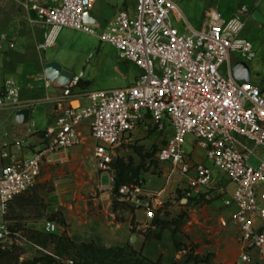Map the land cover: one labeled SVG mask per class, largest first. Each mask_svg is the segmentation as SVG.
<instances>
[{
	"label": "built area",
	"instance_id": "built-area-1",
	"mask_svg": "<svg viewBox=\"0 0 264 264\" xmlns=\"http://www.w3.org/2000/svg\"><path fill=\"white\" fill-rule=\"evenodd\" d=\"M17 1L25 10L36 12L46 29L40 51L55 47L65 29L81 31L112 46L121 61L133 64L140 73L136 83L127 88L86 90V104L77 107L74 92L81 88L84 74L74 76L62 89L63 101L69 106L60 112L55 125L42 133L43 147L28 159L2 153V159L9 162L0 167V252L33 245L12 229L11 205L35 187L57 153L85 144L86 126L94 144L95 167L113 176V188L118 149L141 132L167 134V145L158 153V160L185 178L186 202L211 201L217 192L224 207L234 209L241 264H253L252 251L264 259V90L234 76L236 64H249L257 57L253 43L243 36L246 21L242 14L226 20L218 11H210L198 30L172 0H136L134 16L120 11L100 34L84 23L92 0H61L54 7ZM174 20L185 22L182 32ZM8 41V36H0V50ZM3 91L0 108L19 111L18 83L5 81ZM189 136L211 167L195 161L194 153H187ZM253 158L257 168L250 163ZM120 194L119 201L143 210L146 221L154 222L158 194L145 191L142 184L124 187ZM45 232L55 234L58 226L48 221Z\"/></svg>",
	"mask_w": 264,
	"mask_h": 264
},
{
	"label": "rangeland",
	"instance_id": "rangeland-1",
	"mask_svg": "<svg viewBox=\"0 0 264 264\" xmlns=\"http://www.w3.org/2000/svg\"><path fill=\"white\" fill-rule=\"evenodd\" d=\"M172 1L186 19L201 30L208 12L216 10L229 20L238 15L237 9L245 0ZM174 23L181 32L184 30L185 22L174 20ZM15 29L0 13V36H9V41L4 42L0 50L3 57L15 55L19 50L10 49ZM252 29L249 28L245 36L253 43L257 57L248 66L253 84L264 90V28ZM65 30L64 36L86 43V51L69 53L66 58L78 62L86 59V81L91 82V89H120L136 83L139 70L133 64L121 61L115 49L102 44L95 36ZM21 43L17 44L18 48ZM55 51L48 49L40 55L47 57ZM121 66L127 68L126 75L117 72L116 68ZM9 77L19 80L18 75ZM74 106L77 107V103ZM37 123L38 116L34 115L32 124ZM3 131L8 133L6 141L12 142L14 130L9 128ZM168 137L167 134H156L155 130L132 135L118 149L113 166L116 171L115 164L118 160H124L131 162L133 168L140 172L139 180L145 191L158 194L154 198L156 215L160 222L168 224L167 229H162L161 224L154 227L141 215L140 220L144 223H137V209L113 195V176L104 174L102 177V172L95 168L92 160L94 144L87 139L83 148L86 150V160L89 157L87 164L73 163L71 168L65 167L59 175L44 169L35 187L20 196L18 202H13L9 214L12 229L20 232L33 245L16 246L8 251L11 254L3 258L0 264L33 262L49 256L47 253L54 255L62 264L67 261L80 262L78 249L84 245L118 250L109 255L103 264H241L240 230L224 207L222 197H218L214 191L215 198L211 201L189 204L186 202L188 185L185 178L174 172L170 165L159 162L158 153L167 145ZM18 141L20 143L13 144H20L22 150L32 151L39 144L35 140L25 148L23 138ZM24 142L27 143L28 139ZM185 149L188 154L194 153L195 161L212 166L205 154L195 149L193 137L187 138ZM250 163L255 168L259 165L254 158ZM50 174H53L52 177H49ZM48 221L56 223L57 233L50 235L45 232ZM174 222H180L179 227ZM175 230L177 238L173 235ZM258 255L252 251V258L257 259Z\"/></svg>",
	"mask_w": 264,
	"mask_h": 264
},
{
	"label": "crops",
	"instance_id": "crops-1",
	"mask_svg": "<svg viewBox=\"0 0 264 264\" xmlns=\"http://www.w3.org/2000/svg\"><path fill=\"white\" fill-rule=\"evenodd\" d=\"M31 1L40 5L54 7L59 5L61 0ZM243 4L253 7V13H259L262 19V22H258L252 18V15L247 17L242 15L246 21L243 36L247 39L245 35L247 34V30H249V28L253 27L252 30H261L264 28V0H245ZM122 10L127 11L131 16H134L136 11V0H92V6L88 10L87 14H90L93 18L94 25L92 27H94L98 31V33L101 34L107 29L109 23ZM237 12L238 13L236 14L239 15V7L237 9ZM0 13L4 19H7L9 21L11 27L16 28L14 31L15 35H13V38L10 43V49H19L16 54L12 56L6 55L3 57L2 54H0V92L3 91L5 81L13 80L17 82L21 88L22 106L20 110L31 109L32 111L31 121L29 125L20 126L15 121L17 112L14 109L9 106L0 108L1 167L9 162V160L2 159V153L4 151L8 152L10 155L17 159L31 158L36 151L43 147L42 133L47 128L54 126L60 112L64 111L69 106L68 103H65L63 101L62 89L58 86L47 84L44 89H34L31 87L33 83L39 82L44 78V67L47 63L53 61L57 62L62 65L64 69L74 74L75 77L84 74L82 83H89L90 85L87 89L81 87L79 90H75L74 100L77 105H85L86 101L83 98L84 93L86 92V90L95 91V89H91V82L86 81V59L82 60V62H78L76 60H68L66 58L69 53L76 54L77 52H80L82 50L86 51L85 42L69 39L67 36H64L67 31L64 30L60 34L56 46L51 48V50L56 51L50 56H41L40 54L42 52L47 51H40L38 49V46L44 40V34L46 29L43 27L38 14L34 11L25 10L24 8H22V6L17 0H0ZM96 38L99 40L98 37ZM19 42H22L20 44V48L17 47V44H19ZM12 43L15 45L14 48H11ZM108 46L112 47L110 45ZM30 62H32L34 65H31ZM27 67L29 68L26 70ZM121 67H117L116 70L118 73L124 74ZM10 75H18L19 80L9 77ZM34 115L38 116L39 123L37 124H32ZM9 128H12V130H14L15 132L14 140L12 142L6 141L5 138L8 137V133H4L3 131ZM84 133L86 144V140L90 139V131L86 128V126H84ZM138 134L145 133L141 132ZM19 138H23L25 148L29 147L30 143H34L33 141L35 140H37L39 144L32 151H30L29 149L22 150V148H20V144L14 145L16 142L20 143V141H18ZM26 138L28 139L27 143L24 142ZM5 145H8L7 149H4ZM84 145L68 151L57 153L54 156V164L50 166L46 165L44 169L46 171H51V173L53 174L59 175L64 171L65 167L71 168V166H73V163L87 164L86 161L89 160V157L86 160V150H83ZM86 168L87 170H89L88 166H86ZM53 174H50L49 177H52ZM103 175L104 174L102 173L101 176L103 177ZM19 198L20 197H18L15 201L18 202L20 200ZM227 210L232 219V213L234 212V209ZM136 215L137 223L142 225L144 221L140 220V215L143 219H146L145 212L140 209L136 211ZM253 259V264H264V259H262L260 255H258L257 259Z\"/></svg>",
	"mask_w": 264,
	"mask_h": 264
},
{
	"label": "trees",
	"instance_id": "trees-1",
	"mask_svg": "<svg viewBox=\"0 0 264 264\" xmlns=\"http://www.w3.org/2000/svg\"><path fill=\"white\" fill-rule=\"evenodd\" d=\"M89 85H90L89 83H86V84L81 83V87H83L84 89L85 88L87 89ZM115 166H116L117 176L115 179V187H114L113 195L116 197V199L119 200L120 195H121L120 191L122 188L141 184L139 180L140 172L133 168V164L131 162L126 163L124 160H118ZM202 201H206V200L193 199V200H189L188 203L197 204ZM62 224L65 225V222H62ZM160 224L162 226V229L168 228V224L160 222L159 216L156 215L155 220L153 222V226L154 227L155 225L159 226ZM175 224L178 225L179 227L180 222H174V225ZM173 235L175 238H177L176 230L173 232ZM160 237L161 236H159V238ZM78 250H79V255L81 256V261L80 262L73 261L75 264H97V263L103 264L106 262V259L109 257V255L114 254L115 252L118 251V250H113V249L102 250V249L96 248L93 245H84L82 249H78ZM10 254L11 252H0V261L3 258H6L7 256H9ZM24 264H62V263H60L56 258L52 256H44L33 262H28Z\"/></svg>",
	"mask_w": 264,
	"mask_h": 264
},
{
	"label": "water",
	"instance_id": "water-1",
	"mask_svg": "<svg viewBox=\"0 0 264 264\" xmlns=\"http://www.w3.org/2000/svg\"><path fill=\"white\" fill-rule=\"evenodd\" d=\"M254 8L245 4H242L239 6V13L244 16H250L252 15V18L258 22H262V19L259 15V13L254 12ZM84 23L85 25L93 26V18L90 14H85L84 16ZM124 74L127 72V68L125 66L121 67ZM234 76L239 82H246L251 83L252 82V74L250 67L248 64L244 62H240L236 64L233 68ZM74 79V74L70 73L66 69L62 67L57 62H49L44 67V78L39 81L35 82L31 85L34 89H44L47 84L56 85L59 88L63 89L67 86H69ZM3 96H5V91H2L1 93ZM31 109H22L17 111L15 121L20 126H26L29 125L31 121Z\"/></svg>",
	"mask_w": 264,
	"mask_h": 264
}]
</instances>
